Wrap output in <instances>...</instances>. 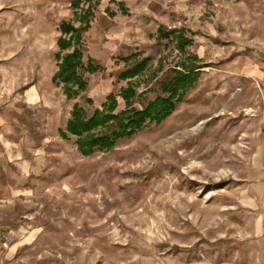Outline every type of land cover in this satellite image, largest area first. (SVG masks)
<instances>
[{"label":"rangeland","instance_id":"1","mask_svg":"<svg viewBox=\"0 0 264 264\" xmlns=\"http://www.w3.org/2000/svg\"><path fill=\"white\" fill-rule=\"evenodd\" d=\"M72 2L0 0V264H264V0ZM75 50L71 98L56 76ZM194 65L170 115L111 150L67 131L75 106L114 95L119 114L132 85L143 109Z\"/></svg>","mask_w":264,"mask_h":264},{"label":"trees","instance_id":"2","mask_svg":"<svg viewBox=\"0 0 264 264\" xmlns=\"http://www.w3.org/2000/svg\"><path fill=\"white\" fill-rule=\"evenodd\" d=\"M94 1L98 0H73L72 5L74 8H79L83 2ZM61 29L66 33L71 31L78 33V30L72 29L65 24L62 25ZM160 32L162 38L168 36L163 30H160ZM171 33L175 34V32ZM173 39H177V46L180 50H183L191 42L183 33L174 36ZM60 43L65 48L71 46V43L68 41L61 40ZM81 58L82 55L78 50L66 56L61 71L56 76L57 79L65 83V92L71 98L75 94H78L77 91H73L72 86H78L81 91L85 90L87 86L86 82L83 81V78L77 72V69L83 65ZM149 62V58L135 62L131 68H128L120 75V78L127 80L138 76L146 69ZM201 68L203 66L194 65L192 67L189 66L186 72L179 70L167 72V78L161 82L160 88L169 97H159L140 110L132 108L133 98L137 93L132 85L121 91V97L127 103V110L119 114L114 113L118 104L117 98L114 95L108 97V105L104 106L103 111L96 110L90 118H87L84 112L78 106H75L73 118L68 123L67 131L80 137L77 144L83 155H90L96 149L111 150L119 140L129 138L142 129L148 120L150 122L161 123L167 118L174 110L176 103L180 100L181 94L191 89L194 83L197 82L200 72H196V70ZM175 99H177L176 102ZM98 128H100L101 135L91 133V131ZM102 131H107V133H103ZM62 135L66 136L64 133Z\"/></svg>","mask_w":264,"mask_h":264},{"label":"bare ground","instance_id":"3","mask_svg":"<svg viewBox=\"0 0 264 264\" xmlns=\"http://www.w3.org/2000/svg\"><path fill=\"white\" fill-rule=\"evenodd\" d=\"M198 128H196V130H197Z\"/></svg>","mask_w":264,"mask_h":264}]
</instances>
